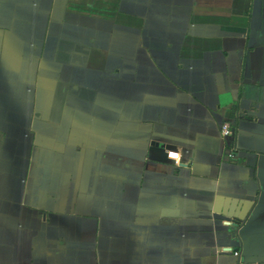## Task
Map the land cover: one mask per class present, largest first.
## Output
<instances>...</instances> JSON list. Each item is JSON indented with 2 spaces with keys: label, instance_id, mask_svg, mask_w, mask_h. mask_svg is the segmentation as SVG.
I'll return each mask as SVG.
<instances>
[{
  "label": "crops",
  "instance_id": "1",
  "mask_svg": "<svg viewBox=\"0 0 264 264\" xmlns=\"http://www.w3.org/2000/svg\"><path fill=\"white\" fill-rule=\"evenodd\" d=\"M236 257L264 264V0H0V264Z\"/></svg>",
  "mask_w": 264,
  "mask_h": 264
},
{
  "label": "built area",
  "instance_id": "2",
  "mask_svg": "<svg viewBox=\"0 0 264 264\" xmlns=\"http://www.w3.org/2000/svg\"><path fill=\"white\" fill-rule=\"evenodd\" d=\"M221 135L224 138H230L233 136V127L229 122H224L221 125ZM232 156V154H229V157ZM168 158L172 160H177L178 159V153L176 152H169L168 153ZM237 255V253H235Z\"/></svg>",
  "mask_w": 264,
  "mask_h": 264
},
{
  "label": "water",
  "instance_id": "3",
  "mask_svg": "<svg viewBox=\"0 0 264 264\" xmlns=\"http://www.w3.org/2000/svg\"><path fill=\"white\" fill-rule=\"evenodd\" d=\"M233 264H243V261L239 257H236L235 262Z\"/></svg>",
  "mask_w": 264,
  "mask_h": 264
}]
</instances>
